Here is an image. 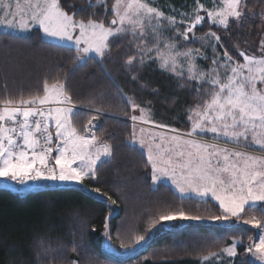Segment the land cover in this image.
<instances>
[{
	"label": "snow or ice",
	"instance_id": "6c2138e0",
	"mask_svg": "<svg viewBox=\"0 0 264 264\" xmlns=\"http://www.w3.org/2000/svg\"><path fill=\"white\" fill-rule=\"evenodd\" d=\"M155 3L156 0H112L109 7L108 0H89L90 8L101 6L105 16L110 14L111 19L105 23L104 19L93 18L95 12L88 18L80 16L84 9L76 8L69 0H0V36L28 39L22 34L35 30L50 47L74 50L73 71L93 59L103 67V61L112 58L114 44L130 37L128 43L133 51L123 64L133 81L139 79L143 67L155 64L176 81L178 88L195 83L194 91L199 92L207 85L204 91L208 98L187 110V131L157 123L151 101L142 107L116 85L129 109L119 113L131 122L126 143L145 157L144 167L150 169L152 185L168 184L182 198L212 199L218 202L220 214L164 208L148 218L142 233L125 235L117 228L116 247L109 223L118 214L113 208L116 201L99 187L89 189L105 197L106 205L112 209L104 218L101 235L112 251L109 259L113 264H126L119 257L146 244L153 230L172 221L219 222L232 229L239 224L250 225L259 231L255 239L247 238V261L238 253V245L244 246L239 236L231 237L227 246L215 250V238H207L212 243H206L194 259L196 264H226L225 257L228 264H264V217L246 211L257 207L264 211V155L228 147L243 144L264 153V38L259 40L258 53L230 44L241 60L231 55L221 35L212 31L219 27L227 38L232 25L240 26L250 16L258 15L264 21V10L252 12L247 0H209V6L193 0L189 12L169 5V11L175 13L170 15L153 6ZM205 24L208 31L197 35L198 26ZM193 42H199L204 50L185 47ZM198 59L211 63L205 69ZM67 79V74L44 78L41 90L27 95L23 91L11 94L4 85L5 92L0 96V178L20 185L50 181L84 188L85 181L99 182V170L115 158V146L93 131L94 121L100 115L115 114L105 107L103 92L78 106ZM156 92L158 89H153V94ZM80 111L96 113L82 129L74 122ZM209 133L217 142L199 138ZM76 219L70 245L58 241L54 247L44 238L36 241L35 264H41L42 257L48 258V264H55L57 259H66L68 264H101L87 239L88 232H95V228H88L85 219ZM167 226L179 227L170 223ZM68 253L81 259H72Z\"/></svg>",
	"mask_w": 264,
	"mask_h": 264
},
{
	"label": "trees",
	"instance_id": "16d2710c",
	"mask_svg": "<svg viewBox=\"0 0 264 264\" xmlns=\"http://www.w3.org/2000/svg\"><path fill=\"white\" fill-rule=\"evenodd\" d=\"M69 2L76 8L84 9L79 13L84 18L95 12V19H104L105 23L111 19L110 14L105 16L101 6L90 8L89 0ZM111 2L108 0L109 7ZM247 5L255 13L264 10V0H247ZM262 24L263 21L257 15L246 18L240 26L232 25L227 38L219 27H213L212 31L221 35L224 47L232 55L230 44L238 45L240 50L257 53L258 46L254 40ZM206 31L207 24L196 29L199 35ZM26 36L28 39L22 40L0 36V96L5 92V84L11 94L20 91L25 95L35 93L41 90L44 78L56 74H67V86L74 100L79 102L78 106L86 105L92 97L103 92L105 107H109L115 115H100L94 121L96 126L93 131L115 146V158L100 168L99 182L85 181L87 188L70 184L20 191L11 182L0 180V264H35V253L38 251L36 241L40 238L52 241L54 247L58 241L70 245L72 234L76 231L77 217L87 220L88 228H95V232L89 231L87 236L94 255L101 264H113L109 259L112 253L107 250L101 235L104 218L112 209L106 205L105 197L89 191L95 187L101 188L102 192H107L116 201L113 208L118 210V214L109 222L115 240L117 228L125 235L142 233L148 218L164 208L183 207L188 212L198 214H220L218 204L212 199L182 198L168 184L152 185L150 169L144 167L145 157L126 143L131 124L119 113L129 109L116 87L118 84L142 107L151 101L156 122L187 131L190 129L187 110L208 98L204 91L207 85L202 86L199 92L194 91L197 86L195 83H188L186 88L181 89L167 73L149 66L143 67L139 79L133 81L123 64L124 58L133 51L128 43L130 37L114 44L112 58H106L103 67L93 59L73 71V49L50 47L41 41L40 33L35 30ZM6 40L10 41L7 45L4 43ZM238 59L242 60L241 57ZM153 89H158V92L153 94ZM94 115L96 113L92 111H80L74 116V122L82 129ZM246 211L264 217V211L259 207ZM167 224L153 230L150 239L139 250L119 259L126 261V264H191L196 261L195 254L203 250L206 243H212L207 238H215V244L212 245L215 250L227 246L231 237L239 236L243 238L244 246L238 247V253L247 261V238L252 236L255 239L259 231L250 225L239 224L232 229L219 222L209 221L171 223L179 227H168ZM66 255L81 259L74 253ZM41 264H48V258L42 257ZM55 264H68V260L57 259Z\"/></svg>",
	"mask_w": 264,
	"mask_h": 264
},
{
	"label": "rangeland",
	"instance_id": "374dc122",
	"mask_svg": "<svg viewBox=\"0 0 264 264\" xmlns=\"http://www.w3.org/2000/svg\"><path fill=\"white\" fill-rule=\"evenodd\" d=\"M177 2H180V3L178 4ZM200 2L201 3H205L206 6H209V0H200ZM169 5H171L173 8H175L177 11L189 12L191 10V8L193 7V0H156V3L153 6H159V7H161V9L163 11H165L167 14H170V15L171 14H175V13L169 11ZM177 18L179 19V16ZM181 30H183V29H181ZM0 31H3V30L0 29ZM26 34L27 33H24V35H26ZM166 35H170V33H166ZM197 35H199V34H197ZM261 38H264V21H263V24H262V27H261L260 31L257 34L256 41L254 40V42L256 43V46H258V47H259V40ZM185 47H188V48H201L202 50H204L203 49V46L199 42L188 43V44L185 45ZM258 47H257V53H258ZM232 50H233V54L236 56V58L237 59L240 58L237 55V52L234 51L233 47H232ZM206 55H211V52L210 51H206ZM197 63L201 67L207 69L209 67L211 61L205 62L203 59H198L197 60ZM146 66L152 67L155 70H159L155 64L146 65ZM137 114H139V113H137ZM199 138L208 140L209 142H217V141H213V138H212V134L211 133H209V134H207L205 136L199 137ZM218 142L219 143H224V141H218ZM228 147L237 148L239 150H243V151H247V152H254L257 155H264V153H261L259 151V149H253V148L245 147L243 144H241V145L229 144ZM51 186H57V184L55 182L46 181L45 183H41L39 186H37L36 189L48 188V187H51ZM22 195H24V193H22ZM173 222H175V221L168 222V223L171 224ZM113 243L115 244L116 247H119V241L115 240L114 238H113ZM143 245L144 244H142L140 246H137V248L133 252H131V253L127 254V255H130V254L136 252ZM239 246H241V245H238V247ZM106 248H107V250L109 252L112 253V251L107 246H106ZM121 251H123V250H121ZM127 255H125V256H127ZM122 257H124V256H122ZM225 262H226V264H228L227 257H225ZM256 263L258 264V262H256ZM191 264H196V261H194Z\"/></svg>",
	"mask_w": 264,
	"mask_h": 264
},
{
	"label": "built area",
	"instance_id": "2783aa9c",
	"mask_svg": "<svg viewBox=\"0 0 264 264\" xmlns=\"http://www.w3.org/2000/svg\"><path fill=\"white\" fill-rule=\"evenodd\" d=\"M130 122V121H129ZM131 124V122H130ZM43 181H36V182H29L27 185H20V184H17L15 182H11V184L13 186H15L16 188H20L21 190H27V189H34L36 188L37 186H39Z\"/></svg>",
	"mask_w": 264,
	"mask_h": 264
},
{
	"label": "crops",
	"instance_id": "0c3cea01",
	"mask_svg": "<svg viewBox=\"0 0 264 264\" xmlns=\"http://www.w3.org/2000/svg\"><path fill=\"white\" fill-rule=\"evenodd\" d=\"M28 34V33H27ZM24 35V34H23ZM250 148V147H249ZM253 149H258V148H253ZM0 180H6V181H8V182H12V181H10V180H7V179H3V178H0ZM46 181H43L42 183H45ZM154 186V185H153ZM157 185H155L154 187H156ZM172 187V186H171ZM173 189H174V187H172ZM20 191H22V190H20ZM174 191L176 192V193H178L175 189H174ZM179 194V193H178ZM180 195V194H179ZM181 196V195H180ZM182 197V196H181ZM193 198H195V197H193ZM196 199H199V198H196ZM201 200V199H200ZM214 201V200H213ZM217 204H218V202H216Z\"/></svg>",
	"mask_w": 264,
	"mask_h": 264
},
{
	"label": "water",
	"instance_id": "95a60500",
	"mask_svg": "<svg viewBox=\"0 0 264 264\" xmlns=\"http://www.w3.org/2000/svg\"><path fill=\"white\" fill-rule=\"evenodd\" d=\"M116 215H117V214H116ZM116 215L112 216L111 218L115 217ZM111 218H110V219H111ZM109 222H110V220H109Z\"/></svg>",
	"mask_w": 264,
	"mask_h": 264
}]
</instances>
